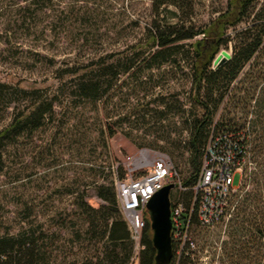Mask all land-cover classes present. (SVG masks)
Masks as SVG:
<instances>
[{
  "label": "rangeland",
  "instance_id": "1",
  "mask_svg": "<svg viewBox=\"0 0 264 264\" xmlns=\"http://www.w3.org/2000/svg\"><path fill=\"white\" fill-rule=\"evenodd\" d=\"M172 1L0 0V83L8 85L0 87V129L31 103L32 94L25 97L18 87L40 89L41 94L55 92L60 85L57 75L67 63L99 55L122 56L128 44L143 35L153 12L174 9ZM228 1L192 0L195 21L209 22ZM190 63L185 53L179 64L167 62L153 73L147 69L121 73L103 102L75 99L73 108L57 107L55 124L19 135L8 148L0 172V228L16 234L25 221L42 226L48 240L56 239L57 264L104 258L106 240L92 237L88 215L81 214L80 208L82 191L93 207L100 205L90 183V168L96 162L104 164L106 156L101 159V148L96 151L94 140L103 129L106 133L115 130L110 138L111 151L118 159L113 171L120 161L138 174L155 158L169 157L163 148L166 137L182 134L187 140L189 136L183 129L185 115L178 99L190 114L200 113L191 99ZM163 98L169 107L160 103ZM165 108L164 120L151 111ZM67 118L74 130L86 133L84 140L78 141L80 135L62 125ZM125 133L143 146L138 147ZM253 169L247 159L245 177ZM241 179L237 173L236 186ZM226 230L222 223L213 229L194 227L198 264H222L223 241L231 240ZM134 257L135 251L129 264H136Z\"/></svg>",
  "mask_w": 264,
  "mask_h": 264
},
{
  "label": "trees",
  "instance_id": "2",
  "mask_svg": "<svg viewBox=\"0 0 264 264\" xmlns=\"http://www.w3.org/2000/svg\"><path fill=\"white\" fill-rule=\"evenodd\" d=\"M171 4L174 9L165 12L157 9L152 13L143 35L128 44L122 56L99 55L67 63L57 75L60 85L55 92L41 94L40 89L18 87L25 97L32 94V99L28 108L15 112L10 123L0 129V172L13 141L23 133L55 124L58 106L73 108L72 103L78 98L95 104L103 102L121 73L139 69L153 73L167 62L179 64L187 53L191 60V99L200 113L190 114L178 99L185 115L183 129L189 131V136L187 140L182 134L167 136L163 146L184 186L173 197L190 207L211 143L231 146L243 167L250 159L254 169L248 177H245L248 172H244L240 189L232 197L228 218L218 223L225 225L231 239L223 241L221 261L264 264V0H229L226 8L204 24L195 21L192 0H173ZM222 55L229 59L220 64ZM0 87L8 85L0 83ZM160 103L169 107L165 98ZM166 108L151 111H157L164 120ZM62 125L72 134L80 135L78 141L84 140L86 133L74 130L71 118L62 121ZM114 135L113 128L108 133L103 129L94 140L96 151L101 148V159L106 156L102 161L109 163L96 162L90 168L93 176L90 183L97 190L99 207H93L85 199V191L79 194L81 214L88 215V232L99 242L106 240L105 257L82 263L75 259L68 264H129L134 253V241L119 208L115 187V179H123L127 170L120 161L117 170H112L114 161H118L110 147ZM125 135L138 147L143 146L130 134ZM193 220V230L195 226L213 229L199 224L197 208ZM42 228L34 221H25L16 234L0 228V264H57L56 239L48 240ZM193 235L197 241L194 231ZM79 236L81 239L82 234ZM142 242L145 248L140 264H156L157 250L150 224ZM189 252L180 263L198 264L196 250ZM174 263L172 257L170 264Z\"/></svg>",
  "mask_w": 264,
  "mask_h": 264
},
{
  "label": "built area",
  "instance_id": "3",
  "mask_svg": "<svg viewBox=\"0 0 264 264\" xmlns=\"http://www.w3.org/2000/svg\"><path fill=\"white\" fill-rule=\"evenodd\" d=\"M126 170L123 179H115V187L119 208L134 241L136 264H139L140 253L145 248L142 242L144 231L149 224L151 226L148 203L159 189L169 183L175 184L171 193L173 257L174 264H181L184 254L189 255V250L198 249L193 235L196 208L199 224L205 228H214L228 218L232 197L239 191L244 176L243 165L236 159L232 147L211 143L201 177L195 186V198L190 207H187L183 201L173 197V193L184 190V186L179 171L169 157L155 158L147 168L140 169L138 174L131 167H126ZM237 173L242 176L239 186L235 185ZM194 256L191 255L193 258Z\"/></svg>",
  "mask_w": 264,
  "mask_h": 264
},
{
  "label": "water",
  "instance_id": "4",
  "mask_svg": "<svg viewBox=\"0 0 264 264\" xmlns=\"http://www.w3.org/2000/svg\"><path fill=\"white\" fill-rule=\"evenodd\" d=\"M228 59V56L222 55L219 63ZM174 187V183L163 186L148 203L153 243L157 250L156 264H170L173 257L171 193Z\"/></svg>",
  "mask_w": 264,
  "mask_h": 264
}]
</instances>
